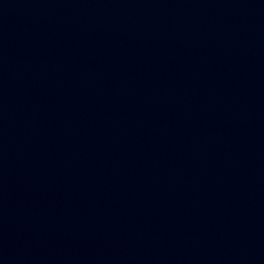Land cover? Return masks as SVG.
Wrapping results in <instances>:
<instances>
[{"label":"water","instance_id":"obj_1","mask_svg":"<svg viewBox=\"0 0 264 264\" xmlns=\"http://www.w3.org/2000/svg\"><path fill=\"white\" fill-rule=\"evenodd\" d=\"M0 264H264V0H0Z\"/></svg>","mask_w":264,"mask_h":264}]
</instances>
